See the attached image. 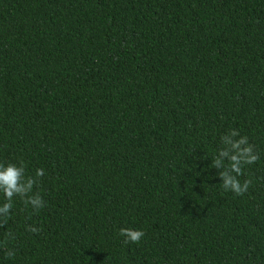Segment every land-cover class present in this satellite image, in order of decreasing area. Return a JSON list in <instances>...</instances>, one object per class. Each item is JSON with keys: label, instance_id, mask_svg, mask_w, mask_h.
Returning a JSON list of instances; mask_svg holds the SVG:
<instances>
[{"label": "trees", "instance_id": "obj_1", "mask_svg": "<svg viewBox=\"0 0 264 264\" xmlns=\"http://www.w3.org/2000/svg\"><path fill=\"white\" fill-rule=\"evenodd\" d=\"M233 128L260 154L243 196L210 166ZM21 160L45 206L14 198L0 264H264V0H0V163Z\"/></svg>", "mask_w": 264, "mask_h": 264}, {"label": "clouds", "instance_id": "obj_2", "mask_svg": "<svg viewBox=\"0 0 264 264\" xmlns=\"http://www.w3.org/2000/svg\"><path fill=\"white\" fill-rule=\"evenodd\" d=\"M222 147L218 149L217 155L212 158L211 168L218 170V177L222 180L220 184L225 191L237 196L245 195L253 184L252 179H244L241 183L239 177L244 175V166L252 165L259 161L260 154L255 145L249 142L246 135L233 128L220 138ZM227 162V163H226ZM45 176V171L38 168L34 175L26 174V166L21 160L18 164L8 162L0 163V193L3 194L4 202L0 203V229H7L11 218L13 200L19 197L24 209H32V213H38L45 206V201L39 192H33L38 187L40 179ZM24 209H21L22 211ZM31 215L29 216V219ZM26 231L38 234L40 229L27 225ZM124 237V242L138 244L145 235L143 230L122 227L118 233ZM5 246L0 249L5 258L14 259L16 250L6 246L8 240H15L16 236L11 230L4 232Z\"/></svg>", "mask_w": 264, "mask_h": 264}]
</instances>
